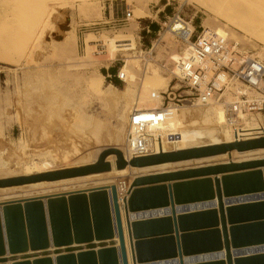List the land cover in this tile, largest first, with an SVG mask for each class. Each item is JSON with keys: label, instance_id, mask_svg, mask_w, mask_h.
<instances>
[{"label": "rangeland", "instance_id": "374dc122", "mask_svg": "<svg viewBox=\"0 0 264 264\" xmlns=\"http://www.w3.org/2000/svg\"><path fill=\"white\" fill-rule=\"evenodd\" d=\"M254 1L253 7L245 0H0V151H4V160L13 164L15 156L48 151L59 159L66 155L73 157L79 161L70 167L75 168L94 164L102 153L114 149L125 157L131 109L160 107L161 103L154 105L150 95L166 89L177 73V63L188 53L187 42L194 41L203 30L225 38L228 45L264 64V0ZM126 10L131 17L123 21ZM175 20L185 24L181 23L186 33L178 36L166 33ZM151 24L158 26L155 33L149 28ZM120 40L127 41L117 42ZM111 67L116 74L121 69L125 74V81L119 80V86L112 83L113 77L107 72ZM101 70L106 71L104 75ZM144 99L149 100L148 105ZM233 100L229 94L224 103ZM188 105L180 111L169 109L175 123L182 127L178 131L216 134L225 128L230 131L252 128L257 123L264 127L263 111V115L259 112L247 115L237 123L230 121L233 123L230 125L224 117L222 102ZM218 112L223 115V123L217 120ZM151 131L154 133L151 136L160 133ZM172 150L168 147L166 152ZM232 154L238 156L236 152ZM260 155L264 152L259 151ZM110 158L116 157L110 155L106 161ZM211 164L214 163L197 162L192 167ZM133 170L122 176L113 173L52 184L0 187V259L53 251L56 248L51 246L37 252H9L11 246H29L36 239L52 244L54 234L62 238L81 231L95 236V231H102L105 226L104 211L101 197H92L90 192L102 187L100 190L109 197L112 212L109 188L115 186L127 259L133 264L121 203L128 198V189L139 170L144 169ZM17 176H2L0 181L20 177ZM120 182L126 183V189L119 190ZM77 193L83 196H75ZM59 194L65 199V210L53 204L50 213L48 198ZM35 199L43 203L40 223L34 220V210L25 208L26 201ZM13 207L20 209L13 211ZM111 217L114 222V216ZM112 241L117 248V238ZM101 242L92 243L102 245L105 241ZM100 249L92 251L96 255ZM87 252L71 254L76 257ZM68 254L0 264H33L46 258L56 264L58 257ZM96 256L80 261L75 258L67 264H111Z\"/></svg>", "mask_w": 264, "mask_h": 264}, {"label": "water", "instance_id": "95a60500", "mask_svg": "<svg viewBox=\"0 0 264 264\" xmlns=\"http://www.w3.org/2000/svg\"><path fill=\"white\" fill-rule=\"evenodd\" d=\"M257 149H264V137L182 151L158 152L133 157L129 161L123 159V155L114 149L102 153L94 164L4 180L0 181V187L107 173L111 165L106 158L110 155L116 157L115 168L121 170L127 166L146 168ZM260 168H264V160L213 165L136 178L128 189V198L122 200L133 264L167 262L176 258L177 261L165 264H264V170L261 171ZM110 189L112 212L109 211L106 193L100 189L90 192L92 197H101L104 211L105 226L102 231L96 228L95 236L78 231L73 236L68 234L62 238L58 237L59 234H54L52 244L36 239L29 246H11L9 252L12 253L28 250L37 252L51 246L56 249L41 252L39 255L34 253L14 259L1 258L0 263L66 252L70 254L58 257L56 264H67L69 261L73 263L75 258L80 261L97 257L96 255L111 264H129L116 188L111 186ZM81 194L77 193L75 196H83ZM203 203L209 206L193 210L187 208ZM53 204L65 210V199L62 195L48 198L47 207L50 213ZM25 208L34 210L32 213L36 214L33 217L35 222H41L43 203L37 199L26 201ZM161 208H167L169 212L154 217L140 215L142 211ZM178 208H182V211H177ZM17 209L20 208L13 207L11 210L18 211ZM111 215L114 216V222ZM114 238L118 240V249L113 247L116 245L112 241ZM101 241H105L104 245L92 243ZM95 248H101L96 255L92 251ZM82 250L89 252L78 253L76 257L71 254ZM206 254H214V258H207L205 261L193 260ZM190 257H193L192 260L187 261ZM53 263L46 258L33 264Z\"/></svg>", "mask_w": 264, "mask_h": 264}, {"label": "built area", "instance_id": "2783aa9c", "mask_svg": "<svg viewBox=\"0 0 264 264\" xmlns=\"http://www.w3.org/2000/svg\"><path fill=\"white\" fill-rule=\"evenodd\" d=\"M130 17L131 12L126 10L123 21ZM188 44V53L177 63L174 78L164 91L152 95V99H160V107L139 110L131 116L126 133L130 159L156 154L151 130L165 121L169 109L180 111L186 103L193 107L206 106L214 100L222 102L224 117L230 125L247 115L264 113V64L260 60L246 56L228 45L225 38L205 30ZM116 78L125 81L122 69ZM229 94L234 100L224 103ZM119 187L126 189L125 182H120Z\"/></svg>", "mask_w": 264, "mask_h": 264}, {"label": "bare ground", "instance_id": "6f19581e", "mask_svg": "<svg viewBox=\"0 0 264 264\" xmlns=\"http://www.w3.org/2000/svg\"><path fill=\"white\" fill-rule=\"evenodd\" d=\"M245 1L250 6H253V7H254V4L256 2L254 0H251V1L245 0ZM179 22H180L179 20H175V21L171 22L168 25L166 33L169 35H174V36H178V35H182V34L186 33L187 31L184 32L185 29L182 26L183 23L181 22L182 23L181 24ZM183 25L185 26V24H183ZM259 39H261V38H259ZM123 41H127V40H120L117 42H123ZM116 47H126V45L125 46L124 45H118V46L116 45ZM128 50H129V46H128ZM155 94H157V93L151 94L150 99H152V95H155ZM148 101H149L148 99H144L145 103L146 102L148 103ZM153 102L155 103V104L153 103L154 105H158L160 103V99L159 98L153 99ZM139 110H142V109H138V108L131 109L129 122H130V119H131V116L133 115V113L136 111H139ZM218 113L219 114H216V115H218L217 120L221 121V123H223V115L221 114V112H218ZM258 122H261V121H258ZM261 124L262 123H257V125L252 127V128L247 127L248 129H239V130H232V131H230L231 129L228 130L225 128V130H220L216 134H211V133H208V132L203 131V130L202 131H196V130H184V131L180 130V131H178V129L182 128V127H180L181 125L179 126L177 123H175V121L173 120V117H172V112L169 111L165 121L162 124H160L159 126H157L156 128L152 129V130H157L158 132H160L159 134L153 135L154 136V143H152V146H153V150L156 151V153L158 151L160 154V153H165L166 149L168 147L172 148L173 149L172 151H182V150L196 148V147L222 145V144H229V143H234V142H242V141L258 139V137L259 138L264 137V127ZM165 135L167 136V138L165 137ZM259 151L264 152V149H257V150H251V151L238 153V156L244 155L242 158H236L238 156L233 157V154H232L233 152H231V154H229V155L224 154V155L200 159V160L177 162V163H167L169 165L173 164L174 166L172 165V166L164 167V165H166V164H161V165H156V166H151V167H146V168H134V169H144V170H139L140 174H137V177H136V178H139V177H144L141 175V173H143V174L151 173V175H159V174L177 172L176 170L173 171V169H180L181 168V170H183V168H185V169L201 168L202 166L201 167H194V166L192 167V165H195L197 162H200L202 164L204 161H211L212 163H214V164H211V166H213V165H221V164H228V163H242V162L264 160V155L258 156ZM249 153L252 155L249 156L248 155ZM3 154H4V151H0V177H2V176H5V177L6 176L7 177L8 176H17V175H20V177L33 176V175L43 174V173L62 170V169H69L70 167H72L73 165H75L76 163L79 162V161H75L74 159H72L73 157L71 158V157H68L67 155L66 156L64 155L65 157H63L62 159H59L60 157L57 158V156H55L54 154H52L48 151H40V152L35 151L33 154L27 155L25 157H23L22 154H21V156H15V159H14L15 162H13V164H11V163H9L8 159L4 160L5 158H3ZM246 154L248 156H245ZM10 156H8V157H10ZM224 157H228V158L225 159ZM123 159H125L126 161H129L130 155L127 154ZM240 159L242 161H240ZM115 161H116V158L115 159L110 158V160L107 161L110 163L111 169L109 172L103 173V174H107V176H109L110 174L114 173L117 176H122L125 173H127V171L129 169L133 170V168H130L128 166L124 169L117 170L115 168ZM217 161H219L220 163ZM235 161H240V162H235ZM190 162L192 163L191 165L188 164ZM203 166L207 167L208 165H203ZM181 170H178V171H181ZM259 170L263 171L264 168H260ZM103 174H93V175H89V176L93 177L94 175H103ZM139 175H141V176H139ZM146 176H149V175H146ZM85 178H88V177L83 176V177H77L75 179H85ZM70 180H73V179L69 178V179L58 180V181H54V182H37V183L30 184V185L35 186V185H41L42 183H47V184L51 183L52 184V183H57V182H61V181H70ZM78 182H80V181H78ZM125 185H126V183H125ZM22 186H24V185H22ZM117 186L119 187V185H117ZM95 188H97V187H95ZM93 189H94V187H93ZM98 189H99V186H98ZM107 189L108 188H105V190H107ZM117 189H119V188H117ZM88 190H89V188H88ZM109 190H110V188H109ZM119 190H121V189H119ZM86 192H88V191H86ZM109 193H110V191H109ZM51 195H53V194H51ZM59 195H61V194H59ZM117 195H119V194H117ZM46 197H48V196H46ZM108 199H109V197H108ZM214 201H216V200H214ZM121 203H122V200H121ZM206 206H209V205H206L203 203V204H195L194 206H188L187 208L190 210H193V209H198V208L206 207ZM177 211H182V208H180V209L178 208ZM168 212H169V210H167V208L166 209L161 208V209H155V210L142 211L141 212L142 214H140V215L143 217H147V216L148 217H154V215L159 216L161 214H166ZM117 248H118V246H117ZM220 253L223 254V252H220ZM192 258L191 257L188 258L187 261H191ZM207 258H210V259L214 258V254L213 255L212 254L199 255V256L193 258V260L205 261ZM174 260L177 261V259H174ZM174 260L173 259L168 260L167 262L157 261V262H153L150 264L173 263Z\"/></svg>", "mask_w": 264, "mask_h": 264}, {"label": "trees", "instance_id": "16d2710c", "mask_svg": "<svg viewBox=\"0 0 264 264\" xmlns=\"http://www.w3.org/2000/svg\"><path fill=\"white\" fill-rule=\"evenodd\" d=\"M149 28L151 29V32L155 33L157 30H158V26L157 24H151L149 25ZM106 71L104 70H101V73L104 75ZM112 77H113V80H112V83L115 85V86H119L120 85V81L116 78V70L111 67L108 69L107 71Z\"/></svg>", "mask_w": 264, "mask_h": 264}, {"label": "crops", "instance_id": "0c3cea01", "mask_svg": "<svg viewBox=\"0 0 264 264\" xmlns=\"http://www.w3.org/2000/svg\"><path fill=\"white\" fill-rule=\"evenodd\" d=\"M147 32V31H146Z\"/></svg>", "mask_w": 264, "mask_h": 264}]
</instances>
